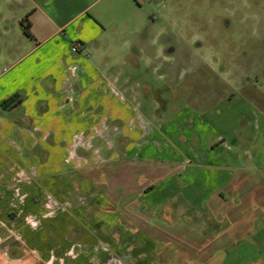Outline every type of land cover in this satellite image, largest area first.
I'll return each mask as SVG.
<instances>
[{
    "label": "crops",
    "instance_id": "1",
    "mask_svg": "<svg viewBox=\"0 0 264 264\" xmlns=\"http://www.w3.org/2000/svg\"><path fill=\"white\" fill-rule=\"evenodd\" d=\"M132 1L0 0V252L18 264H142L189 260L188 245L228 236L257 250L246 264H264V163L190 108L158 105L151 123L115 97V76L84 63L147 43L144 22L127 20Z\"/></svg>",
    "mask_w": 264,
    "mask_h": 264
},
{
    "label": "rangeland",
    "instance_id": "2",
    "mask_svg": "<svg viewBox=\"0 0 264 264\" xmlns=\"http://www.w3.org/2000/svg\"><path fill=\"white\" fill-rule=\"evenodd\" d=\"M132 2L134 10L127 11V20L144 22L147 43L137 48L139 53L109 46V59L100 48L97 58L85 53L84 63L95 67L104 78L115 76L110 87L118 95L114 96L126 99L129 105H139L138 112L147 111L151 123H156L151 115L158 105V112L164 109L165 115L190 108L192 115L210 122L216 131L231 133L224 138L237 140L236 148L241 152L247 148L255 161L264 163V0ZM132 26L127 33L131 34ZM125 51L131 52L128 57V53L123 57ZM98 81L99 86L108 83ZM133 93L137 101L132 100ZM165 115H161L162 120L168 118ZM204 220L200 226L206 227L205 234L216 237L213 229H207L212 224L210 213H205ZM229 241L228 236L214 239L203 251L202 245H188L189 260L172 252L164 260L155 257L140 262L246 264L256 256L257 250L246 248L245 242ZM161 246L156 245L157 249ZM8 254L0 252V264H18L12 253Z\"/></svg>",
    "mask_w": 264,
    "mask_h": 264
},
{
    "label": "trees",
    "instance_id": "3",
    "mask_svg": "<svg viewBox=\"0 0 264 264\" xmlns=\"http://www.w3.org/2000/svg\"><path fill=\"white\" fill-rule=\"evenodd\" d=\"M26 21H27V16L22 19V22H21L22 24L21 25L23 26V31H24L25 35L30 36L29 30H28L29 29L28 28L29 27L28 26L29 23L24 25V22H26Z\"/></svg>",
    "mask_w": 264,
    "mask_h": 264
},
{
    "label": "built area",
    "instance_id": "4",
    "mask_svg": "<svg viewBox=\"0 0 264 264\" xmlns=\"http://www.w3.org/2000/svg\"><path fill=\"white\" fill-rule=\"evenodd\" d=\"M72 52L76 51V48L74 46H71Z\"/></svg>",
    "mask_w": 264,
    "mask_h": 264
}]
</instances>
